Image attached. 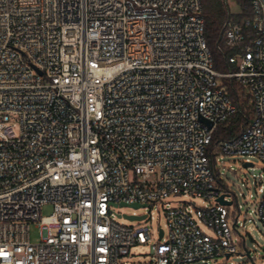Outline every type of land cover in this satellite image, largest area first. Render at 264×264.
<instances>
[{"label": "built area", "instance_id": "2783aa9c", "mask_svg": "<svg viewBox=\"0 0 264 264\" xmlns=\"http://www.w3.org/2000/svg\"><path fill=\"white\" fill-rule=\"evenodd\" d=\"M248 2L245 25H224L234 55L221 73L202 0H0V264H131V248L152 241L150 264H218L246 247L255 220L242 223L236 193L219 189L208 148L238 111L231 78L255 118L216 163L264 162V0ZM190 196L214 202L166 201ZM121 204L145 218L118 222ZM153 209L167 231L148 224Z\"/></svg>", "mask_w": 264, "mask_h": 264}, {"label": "rangeland", "instance_id": "374dc122", "mask_svg": "<svg viewBox=\"0 0 264 264\" xmlns=\"http://www.w3.org/2000/svg\"><path fill=\"white\" fill-rule=\"evenodd\" d=\"M223 3V9L231 14H238L242 11V7L238 0H221ZM247 157L242 155L222 154L220 161L217 163L218 167H221L225 174L226 182L231 187V190L238 196V203L241 206L240 221L245 222L248 216L255 220V223H246L242 234L245 236L246 248L251 252L252 258L256 264H264V224L260 220L259 214L256 212L257 204L262 196L259 192L260 182L264 185V162L257 157H251L250 161L254 163L253 167H244ZM261 175L263 178H261ZM257 182V184H256ZM166 201L170 202L172 207H178L185 205L186 202L194 204L196 207H204L208 203H213L214 200H205L200 197H175L169 198ZM53 205H45L42 208V215L49 216L53 213ZM116 214H144L145 210L136 209L133 207H117L114 209ZM153 211V220L148 223L158 234L160 228L167 231V220L162 213L161 215L157 210ZM118 222L126 224L128 226L139 225L137 221H131L124 217L118 218ZM203 228H205L203 226ZM207 233L212 232L206 229ZM30 239L32 243L40 241V229L36 224H32L30 228ZM159 244V243H158ZM158 244L155 241L147 244L136 245L131 248V264H150L153 261V257L156 255V249ZM234 264H251L245 247H241L239 254H235L231 259ZM231 261L219 260L220 263H230ZM212 264H216L212 262Z\"/></svg>", "mask_w": 264, "mask_h": 264}, {"label": "trees", "instance_id": "16d2710c", "mask_svg": "<svg viewBox=\"0 0 264 264\" xmlns=\"http://www.w3.org/2000/svg\"><path fill=\"white\" fill-rule=\"evenodd\" d=\"M238 2L242 11L238 14H231L223 9L221 0H202L207 43L213 55L215 68L221 73H228L233 69L230 57L234 55V51L227 47L222 37L225 23L232 20L235 23L245 25V22L252 15L248 0H238ZM245 30L248 29L245 28ZM223 85L231 100L238 105V111L233 117L218 125L213 141L208 148V156L215 170L219 189L222 192H231V187L226 182L223 170L221 167H215L217 165L216 155L221 154V142L240 135L249 126L255 118V110L249 94L245 93L242 86L234 79L224 78Z\"/></svg>", "mask_w": 264, "mask_h": 264}, {"label": "water", "instance_id": "95a60500", "mask_svg": "<svg viewBox=\"0 0 264 264\" xmlns=\"http://www.w3.org/2000/svg\"><path fill=\"white\" fill-rule=\"evenodd\" d=\"M210 126H212V123H210ZM252 166H253L252 163H249V162L244 163V167H246V168L252 167ZM218 201L220 203H223V204H228V205H231L232 204V202H228V201L225 200V195L224 194L221 195L218 198ZM121 206L122 207L128 206V207H133V208H136V209L140 207L139 204H133L131 206H129L127 204H121ZM123 217L126 218V219H128V220H131V221L142 220V219L145 218V216H135V215H127V214H124ZM161 236H162V232H161ZM245 250H246V254H247V256H248L251 264H256L255 261H254V259L251 256V253L248 251V249L246 247H245ZM227 257H229V256H227Z\"/></svg>", "mask_w": 264, "mask_h": 264}]
</instances>
